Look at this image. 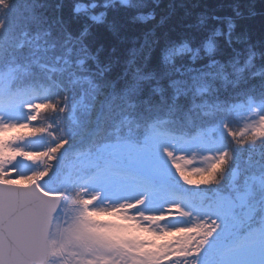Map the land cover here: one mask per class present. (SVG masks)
I'll return each instance as SVG.
<instances>
[{"label": "clouds", "instance_id": "9594fccd", "mask_svg": "<svg viewBox=\"0 0 264 264\" xmlns=\"http://www.w3.org/2000/svg\"><path fill=\"white\" fill-rule=\"evenodd\" d=\"M67 3V19L60 14L64 0L55 4V16L50 14L52 0L0 3V84L6 94H22L33 106L27 121L41 126L52 121L58 129L54 143L63 150L46 173L49 179L65 171L69 158L93 156L98 145L114 141L131 142L135 152L160 145L174 156L225 153L224 170L210 187V195L225 203L247 191L252 177L264 176V136L248 141L244 135L230 134L261 126L264 120V38L253 39L247 29L237 31L239 20L264 16V0H244L243 5L233 0V15L224 17L197 12L190 27L203 33L199 40L179 35L162 45L159 38H147L155 37V29L166 21L158 18L160 0ZM9 8L14 23L5 27ZM119 10L130 13L131 23L154 22L153 28L139 45L133 41L123 56L113 55L115 48L103 55L104 46L93 48L87 38L97 26L119 38L109 19L110 12ZM209 18L219 23L209 25ZM73 21L82 22L80 30H72ZM157 45L158 66L150 68ZM185 58L190 63L207 60L208 71L180 78L185 73L177 62ZM37 103L51 106L39 112V120ZM72 196L55 203L46 243L62 242L64 231L74 224ZM255 196L264 201V189ZM46 264L64 261L49 252Z\"/></svg>", "mask_w": 264, "mask_h": 264}, {"label": "trees", "instance_id": "16d2710c", "mask_svg": "<svg viewBox=\"0 0 264 264\" xmlns=\"http://www.w3.org/2000/svg\"><path fill=\"white\" fill-rule=\"evenodd\" d=\"M3 0H0L2 3ZM60 0H52L53 8L50 10V14L55 16L57 14L55 9V4L59 3ZM233 0H160V6L157 8L158 18L160 16L166 17V21L162 27H157L155 29V37L148 35L147 38L149 42H151L155 38H159L160 44L162 45L166 38H175L179 35H189L194 37L196 40H199L202 36L201 31H197L195 28L190 27L192 22L195 19V14L197 12H207L209 17L211 15H216L219 17H224L228 15H233L232 9L229 6ZM244 0H242L243 5ZM260 9L259 3L257 4V10ZM63 18L67 19L69 17V5L67 0H64V6L61 10ZM130 13L124 10H119L116 12H110L109 19L113 20L115 23V29L118 32L119 38L113 35L112 31H109L104 26H97L92 29V35L87 38L88 42L91 43L93 48L99 47L100 45L104 46L103 55H107L111 49L115 48L116 51L113 55L123 56L126 49H128L133 41H136L137 45L143 42L145 36L149 33V30L153 28L154 22L149 24H133L129 21ZM14 23V11L13 9L9 8L7 10V14L4 17V25L5 27H11ZM81 21H73L72 22V30L77 31L81 29ZM219 23L218 21L211 20L209 18L208 24L209 25H216ZM243 29H247L248 32L252 35L253 39H261L264 38V16H256L252 19H241L238 21V28L237 31H242ZM167 33V36H165ZM121 39L123 42H121ZM230 50L225 47V52H229ZM158 56H159V45L156 46V50L153 51L151 60L149 61V67H157L158 66ZM178 65L181 68V72L185 73L184 77H180V73H177L176 76L180 78H188L191 76L199 75L202 72L208 71L204 66L207 64V60H197L195 63H190L185 60L178 61ZM4 91V85L0 84V92ZM18 97L22 100H26L22 94L15 93ZM9 101V100H8ZM12 105L17 103L18 101H10ZM45 108H41V112H43ZM16 110H12V107L8 108L7 117L9 119L8 127H4L1 130V134L5 136V139L0 138V160L2 161H9L10 164H13L18 159V154L20 149H17L18 145H14L15 143H21V141H27V139H33L35 142V137L38 138L36 143L29 142L30 146L33 149H36V153H24L23 158L20 163V168L25 176H21V179H24V182L28 181V177H32L36 171L34 169L35 164L32 166L30 172H28V167L31 165L30 159L36 158L41 160L44 152L46 150V142L47 137L44 135L43 131L45 126H41L39 123L35 121H29L24 126L19 127L16 122L13 121V115H15ZM37 120H39V114H37ZM52 125V130L57 136V126L52 122L49 121ZM264 131V129H261ZM18 138V139H17ZM21 140V141H15ZM3 141H7L8 143H12L11 145L7 144L5 148L4 145L1 143ZM15 141V142H14ZM55 139L51 140V150L48 154L47 160L45 162V169L43 172L42 177L48 178L46 173H49L52 167L55 165L56 161L54 157L58 156L59 152L61 151V146L54 143ZM41 142V143H39ZM112 143L120 144L124 147L121 150H116L112 152L110 146ZM128 146L131 149L134 148V145L128 141H114V142H106L102 145H98L97 148L93 149L94 155L90 157H72L73 158V166L70 171V177L67 178V183L70 185V192H68L67 197H69V193H72L73 196L77 194L75 191L76 186L82 180L83 177L88 175L90 178H93L95 174H103V173H111L114 168H130L128 166V160L125 157V147ZM29 147L27 146V149ZM13 150V151H12ZM221 158V159H220ZM220 158H218L213 165L211 166L210 170L205 173L193 174L192 172L179 170L180 175H174L176 180H181L180 178L184 179L186 183H182L185 186H174L175 193L182 191V193L187 194V196L191 199H197L200 194L204 193V191H210V187L215 185L216 181L219 178V175L223 172L225 161H226V154L224 153ZM82 159L89 162V165H84ZM28 168V169H27ZM184 173L182 175L181 173ZM175 173V171H174ZM173 173V174H174ZM177 174V173H175ZM60 175L59 177H61ZM59 177L54 180L55 185H60L61 183L58 182ZM49 179V178H48ZM250 187H249V195L247 204H243L241 206L236 205L237 203L234 202L232 206V210H234L237 215L240 213L245 217V214L249 213L247 222L250 226L251 223L257 219L256 224L254 225L255 229H260V231L264 228V201H260L256 196L255 193H258L260 190L264 189V176L256 175L252 177L250 180ZM188 184V185H187ZM191 184V186H189ZM198 189V190H193ZM247 190V191H248ZM245 191V192H247ZM200 200H205L202 196ZM261 218V219H260ZM227 218L225 217L224 220ZM224 220H221L220 224H224ZM263 220V221H262ZM194 229H188L186 232V236L183 233H180V238L176 241H169L166 242L167 239L172 240V235H165L163 238L167 244L166 252L173 250V248L177 250L179 247L188 248L191 245V251L199 250L203 256L205 254H210L211 257L214 259L216 256L221 255L224 251L220 252L219 247L215 246V243H219V241L224 237H221V233L218 236L215 233L218 231L220 226L217 224L216 226L209 225L206 226L205 223L201 224L200 226L192 227ZM212 232L214 235H210L207 237L209 240L207 243L202 244V240H205V233ZM217 233V234H218ZM232 233V232H231ZM235 235H241L240 229L236 228L233 231ZM131 235V234H130ZM137 234H135L136 236ZM134 237V236H133ZM135 238V237H134ZM211 238V240H210ZM176 244V245H175ZM253 247L258 250L260 253V260L256 261L255 264H262L264 261V244L256 243ZM218 258V257H217Z\"/></svg>", "mask_w": 264, "mask_h": 264}, {"label": "snow or ice", "instance_id": "6c2138e0", "mask_svg": "<svg viewBox=\"0 0 264 264\" xmlns=\"http://www.w3.org/2000/svg\"><path fill=\"white\" fill-rule=\"evenodd\" d=\"M5 99L21 100L14 93H7ZM22 107L28 110L33 106L25 102ZM45 107L51 106L40 103L35 105L36 109ZM2 119L0 116V120ZM260 124L261 126H252L250 130L243 128L239 132L230 134L244 135L246 140L254 141L264 136V131H261L264 120H261ZM4 126L8 127V124L5 123ZM167 154L177 170L182 168V163H186L171 153ZM181 174L184 175L183 172ZM5 183L14 185L18 181L8 180ZM86 195L87 189L81 188L70 198L71 205L76 209V219L74 224L64 231L63 240L57 248L53 243H46V229L41 226L43 208L39 194L35 190L0 186V258H3L4 264H33V261L35 264H46L49 252L65 253V249L67 252L61 257L64 264H115L118 258L126 259L127 250L123 243L113 240L106 231H101L92 221V213L88 208L98 199L99 194L88 195L85 199ZM143 200L144 197H141L135 203H142ZM55 203L57 202H48L49 212ZM211 234L212 232L205 233L203 244ZM199 250H194V254H198Z\"/></svg>", "mask_w": 264, "mask_h": 264}, {"label": "rangeland", "instance_id": "374dc122", "mask_svg": "<svg viewBox=\"0 0 264 264\" xmlns=\"http://www.w3.org/2000/svg\"><path fill=\"white\" fill-rule=\"evenodd\" d=\"M2 116V120H0V129L4 127L5 118L4 115L0 113ZM261 129H264L262 127ZM0 138L5 139V136L0 132ZM7 142V141H6ZM3 141L1 144L4 147H7V144L11 145V142L6 144ZM208 150V149H207ZM13 151V150H12ZM135 150L127 149L129 152L128 156L131 159L132 166H138V168L143 169L148 176L156 178V177H167L171 178L173 175H180L179 170L174 168L173 160L162 150L160 145H155L152 148L142 151L140 153H134ZM175 151H186V149L176 148ZM210 151V150H208ZM211 152L195 154L190 157L184 156H175L177 159H181L186 161V163H182V168L180 170L184 171H193L194 175L196 171H204L203 169L211 162L212 160ZM22 160L21 157H19ZM31 159H36L31 158ZM44 160V159H43ZM18 164L15 166V173H18L17 169ZM177 173L175 174L174 173ZM174 173V174H173ZM15 177L14 179L6 178L0 174V180L8 181V180H16L18 183H24V179H21V176H25L24 174ZM108 182L105 185H96L90 184L85 186L87 189V195L85 199L88 198V195H92L94 193H98V199L94 200L91 205H89L88 211L92 213V218L96 216H103L107 219V224L99 227L101 231H106L108 235L113 240L119 241L123 243L124 248L127 250V257L118 258L115 261V264H139L140 259L138 254H136L134 246L136 242L130 243V239L133 237H128L130 234H137V239L139 240V236L142 235V239H149L150 241H155L158 239L159 231L161 229L168 230L169 227H166V223H156L152 218L161 217L167 214H175L178 213L176 211L171 212L172 207L174 208L176 204V197L168 196L166 199L161 200V202L156 207L157 210H151L148 206L145 205L144 201L138 205L135 203L138 199L142 197V193H139V190H135L129 184L122 183L119 178H117L116 182L113 180H107ZM145 200V199H144ZM130 201L132 203H124ZM144 209H140L143 208ZM72 212V211H71ZM76 215V211L73 212ZM195 218H192L194 220ZM189 222L188 220L186 221ZM136 239V240H137ZM137 240V241H138ZM128 242L130 243L128 245ZM59 242L56 244V247H59ZM128 245L130 251L125 247ZM139 249V248H138ZM156 252L161 253L158 249H155ZM67 249H65V253ZM148 252H152L149 250ZM65 253H59L58 256L61 258ZM136 254V255H134ZM260 257V253L255 250L253 247H241L238 250H235L230 256L229 261L237 264H255V260ZM157 255L156 253H152L148 259V264H155ZM164 258H160L159 264H175L179 258L172 256L170 261Z\"/></svg>", "mask_w": 264, "mask_h": 264}, {"label": "water", "instance_id": "95a60500", "mask_svg": "<svg viewBox=\"0 0 264 264\" xmlns=\"http://www.w3.org/2000/svg\"><path fill=\"white\" fill-rule=\"evenodd\" d=\"M8 176L10 178L16 177V175H14L13 173H10ZM0 186L16 187V188L27 189V190H35L39 194V196L42 198L43 212L41 215V226L46 229V233L50 231L51 225H52L51 217H52L53 208L51 209L50 212L48 211V202L49 201L59 202L60 201L59 196H54V195L45 193L44 191L40 190V188L33 181L27 184H14V185H6L5 182L0 181ZM0 264H4L3 258H0ZM33 264H35L34 261H33Z\"/></svg>", "mask_w": 264, "mask_h": 264}, {"label": "bare ground", "instance_id": "6f19581e", "mask_svg": "<svg viewBox=\"0 0 264 264\" xmlns=\"http://www.w3.org/2000/svg\"><path fill=\"white\" fill-rule=\"evenodd\" d=\"M36 184H38V186L44 191H52L50 190V185L47 182L37 180Z\"/></svg>", "mask_w": 264, "mask_h": 264}]
</instances>
